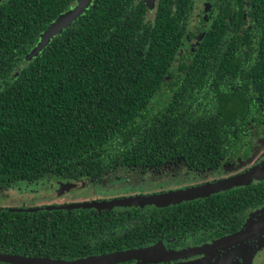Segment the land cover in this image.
Here are the masks:
<instances>
[{
    "label": "trees",
    "instance_id": "16d2710c",
    "mask_svg": "<svg viewBox=\"0 0 264 264\" xmlns=\"http://www.w3.org/2000/svg\"><path fill=\"white\" fill-rule=\"evenodd\" d=\"M75 1L0 2V187L47 175L96 178L176 157L212 168L247 150L246 124L264 117V24L245 44L222 43L225 29H209L175 67L177 17L160 9L149 22L136 0H93L27 58ZM262 204L264 181L152 210L0 206V253L73 260L162 232L210 224L229 232Z\"/></svg>",
    "mask_w": 264,
    "mask_h": 264
},
{
    "label": "flooded vegetation",
    "instance_id": "af4514ba",
    "mask_svg": "<svg viewBox=\"0 0 264 264\" xmlns=\"http://www.w3.org/2000/svg\"><path fill=\"white\" fill-rule=\"evenodd\" d=\"M4 0H0L2 2ZM137 3L143 5L145 10L146 19L149 22H152L156 16L157 11L163 9L165 12L174 15L178 18L179 28L182 30V36L180 38L181 48L179 50L178 56L175 58L174 66L176 67L180 58L182 60H189L194 54V50L197 49V46L204 39L206 32L209 29L215 27L224 28L225 31H222L221 39L219 40L222 43H233L236 44L238 41L242 44L250 38L255 40L257 36V29L263 27L264 24V0H136ZM261 24V25H260ZM244 30H251L249 33L244 32ZM262 29H260L261 31ZM259 31V32H260ZM246 35H249L248 38H245ZM264 123V117L259 121L251 120L246 124L245 133H244V143L243 147H247V150L240 151L237 155H228L226 157L220 158L217 161L216 167L208 168H193L188 165V163L182 157H176L170 160L165 161L159 165L153 166H141V165H118L109 172L100 175L96 178L90 177H80L85 180H98L102 176L107 175L108 173L118 169L126 167H139L142 172L149 173H160L163 167L168 164H174L179 160L183 162L186 167L188 174L183 173L182 176L190 177L193 171H205V170H214L212 176L210 177H197L196 174L194 178L186 181L184 183L176 185V187H171L175 189H164L159 190L155 193H164L171 190L178 189H188L193 187H207L219 182L228 181L229 179L240 176L246 172H249L254 165L247 166L244 169L240 170L237 173L225 175L223 177H217L216 175L220 172V164L226 160H234L239 158V160H245L252 149V144L250 141L251 136L257 135V130H253V127ZM260 165V164H259ZM125 166V167H122ZM159 174V175H160ZM171 176H181L172 174ZM165 177L170 178V175ZM44 178V177H43ZM69 179V178H67ZM264 181L263 178H252L249 181L241 182L238 184H233L230 187L220 188L216 191H211L203 193L201 196L183 199L179 201L172 202L166 206L176 205L192 200H200L210 195H214L220 192L227 191L229 189L248 185L251 183H257ZM181 185V186H180ZM153 194V193H152ZM145 195V194H142ZM132 196V195H131ZM121 197V196H119ZM123 197V196H122ZM117 198V197H115ZM114 199V198H111ZM110 200V199H109ZM264 204L257 207L251 208L247 211L244 222L246 221L249 213L251 211L261 208ZM146 209L162 208L165 206H156L153 204H148L144 206ZM134 206L126 207V209H115L111 208L112 211L125 212ZM22 208V207H19ZM90 209L97 210L96 208L90 207ZM241 226L233 231L223 232L215 230L210 224L208 227H205L203 230H198L195 232H190L186 234H180L179 236L168 235L166 232H162L156 238L146 240L144 239L140 245L130 246L126 249H143L151 248L155 254L156 262L140 263V261L132 259L124 262V264H239L243 258L249 254L247 253L246 245H236L229 243L227 238L234 232L238 231ZM161 236V237H159ZM217 242V243H215ZM240 246V247H238ZM196 247H202L196 249ZM239 251V252H238ZM180 254V255H179ZM255 260V258H254ZM253 263V262H252Z\"/></svg>",
    "mask_w": 264,
    "mask_h": 264
},
{
    "label": "rangeland",
    "instance_id": "374dc122",
    "mask_svg": "<svg viewBox=\"0 0 264 264\" xmlns=\"http://www.w3.org/2000/svg\"><path fill=\"white\" fill-rule=\"evenodd\" d=\"M253 130H257V135L250 137L252 149L249 156L245 160L237 158L221 162L220 172L216 175L217 177L234 174L247 166L256 164L252 167L254 170V168L264 164V123L253 127ZM213 172L214 170H192V174L204 178L212 176ZM183 173L188 174V171H186L183 162L179 160L174 164H168L163 167L161 174L151 173L150 175L148 172H142L139 167H126L118 168L98 180H85L84 178L65 179L56 175H47L37 180H23L9 186L0 187V206L35 207L41 205H63L107 201L111 198H119V196L148 195L158 192L162 188L168 189L181 183L186 184V181L194 178V175L191 178L184 177L182 176ZM172 174L181 176H171ZM167 175H170V178L165 177ZM126 207L130 206H114L112 208L121 210L126 209ZM92 208L95 207L92 206ZM263 208L264 205L257 210L251 211L247 220L258 218L261 215L259 212ZM230 241L232 242L233 240ZM245 245L249 254L239 264H264V235L260 238L248 240L242 246ZM198 248L202 247H196V249ZM154 254L158 253L155 252Z\"/></svg>",
    "mask_w": 264,
    "mask_h": 264
},
{
    "label": "water",
    "instance_id": "95a60500",
    "mask_svg": "<svg viewBox=\"0 0 264 264\" xmlns=\"http://www.w3.org/2000/svg\"><path fill=\"white\" fill-rule=\"evenodd\" d=\"M93 0H76L75 4L69 7L65 12L61 13L52 21L49 26L40 34L39 40L33 50L27 55L30 58L36 55L37 52L45 46L53 36L62 32L64 28L74 22L79 17ZM264 177V164L259 167L251 169L240 176L229 179L228 181L219 182L207 187H193L188 189L171 190L164 193H153L148 195H136V196H125L110 199L107 201L100 202H80L63 205H47V209L52 208H73V207H84L90 208L94 206L97 210L108 209L110 210L114 206H144L153 204L156 206H166L172 202L189 199L201 196L203 193L216 191L220 188L232 186L241 182H246L252 178H263ZM261 215L256 219L247 220L244 222L242 227L228 236L227 240L229 243L236 245H244L248 240L253 238H260L264 235V208L260 210ZM230 240H233L232 242ZM153 249H127L121 251H114L99 255H90L85 257L76 258L73 260H50L40 257H28L22 255H12L0 253V261L11 262L16 264H116L120 262L137 259L140 263L156 262L155 254Z\"/></svg>",
    "mask_w": 264,
    "mask_h": 264
}]
</instances>
